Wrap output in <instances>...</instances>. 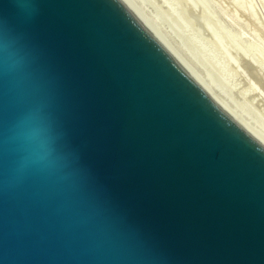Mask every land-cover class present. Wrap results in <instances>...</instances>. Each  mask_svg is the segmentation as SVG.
I'll use <instances>...</instances> for the list:
<instances>
[{"label":"water","instance_id":"water-1","mask_svg":"<svg viewBox=\"0 0 264 264\" xmlns=\"http://www.w3.org/2000/svg\"><path fill=\"white\" fill-rule=\"evenodd\" d=\"M0 264H264V132L137 0H0Z\"/></svg>","mask_w":264,"mask_h":264},{"label":"rangeland","instance_id":"rangeland-1","mask_svg":"<svg viewBox=\"0 0 264 264\" xmlns=\"http://www.w3.org/2000/svg\"><path fill=\"white\" fill-rule=\"evenodd\" d=\"M143 1L138 2L146 8L144 10H147V13L148 9L150 10L149 16L153 12L150 17L153 16L152 19L162 31L166 27L165 32L167 31L169 36L173 34L174 38H169L168 34L163 32L180 51L182 50L181 53L192 61L191 54L197 51L195 55H201L200 59L205 60H200L202 64H197L199 67L195 65L197 61H192V64L195 62L194 67L199 68L197 70L200 73L204 71L201 74L208 82L210 81L215 89L218 88L217 91L222 96L225 92L223 97L228 98L229 102L231 99L230 103L235 105L234 107L238 106L236 109L264 132V0H154L155 3L152 0ZM146 3H151L152 8L154 5V10ZM155 9H160L161 14L158 11L156 15ZM164 18H167V21ZM164 22L165 27H162ZM171 25L175 29H172ZM212 67L217 71L212 70ZM209 68L210 72L217 73L218 77H215V73L210 76Z\"/></svg>","mask_w":264,"mask_h":264},{"label":"bare ground","instance_id":"bare-ground-1","mask_svg":"<svg viewBox=\"0 0 264 264\" xmlns=\"http://www.w3.org/2000/svg\"><path fill=\"white\" fill-rule=\"evenodd\" d=\"M138 1L140 2L141 0H138ZM146 1H147V0H144L143 2H146ZM152 1H154V0H152ZM143 2H142V4H144ZM149 2H151V1H149ZM155 2H156V1H154V3H155ZM151 3H152V2H151ZM151 3H146V4H148V5L151 7L150 9L154 10L155 7H154V5H153V8H152ZM154 3H153V4H154ZM158 4H159V3H158ZM148 5H146V7H147ZM149 6H148V8H149ZM157 6L159 7V5H157ZM144 9H146V8L144 7ZM146 11H147V10H146ZM155 11H157V10L155 9ZM155 11H154V12H155ZM158 11H160V14H161V10L159 9ZM158 11L156 12V15H158ZM149 12H150V10L148 9V14H149ZM151 12H152V11H151ZM152 14H153V12H152ZM152 14H151V15H152ZM160 14H159V15H160ZM151 15H150V16H151ZM162 15H164V11H163V14H162ZM165 15H167V14H165ZM154 16H155V15H154ZM152 17H153V16H152ZM152 17H151V18H152ZM160 17H161V16H160ZM160 17H159V19H160ZM156 18H158V17H156ZM156 18H155V21H157ZM159 19H158V21H159ZM161 19H162V17H161ZM164 19H166V21H167V18H164ZM170 22H171V21H170ZM160 23H161V22H159V24H160ZM168 23H169V22H167V24H168ZM164 24H165V22L162 24V27H165V26H163ZM160 26H161V24H160ZM169 26H170V24H169ZM169 26H168V29L170 28ZM171 26H172V25H171ZM173 26H175V24H174ZM173 26H172V29H175V28H173ZM180 26H181V25H180ZM175 27H176V26H175ZM159 28H160V27H159ZM182 28H183V27H182ZM160 29H161V28H160ZM163 29H164L163 32H164V33H167V31L165 32V29L167 30V28L165 27V28H163ZM184 29H185V28H184ZM169 31H170V29H169ZM178 31H179V30H178ZM171 33H172V32H171ZM173 33H175V31H173ZM178 33H179V32H178ZM167 34H168V37H169V38L173 35V34H172V35L169 36V33H167ZM181 34H182V33H181ZM186 34H187V32H186ZM179 35H180V34H179ZM174 36H175V35H174ZM180 36H181V35H180ZM180 36H179V37H180ZM172 37H173V36H172ZM181 37H182V36H181ZM169 38H168V39H169ZM173 38H174V37H173ZM176 38H177V37H176ZM184 38H186V37H184ZM184 38H183V39H184ZM169 40H172V39H169ZM175 40L177 41V39H175ZM187 40H188V38H187ZM187 40H186V41H187ZM181 41H182V40H181ZM173 42H174V41H173ZM177 42H178V41H177ZM177 42H175V43H177ZM179 42H180V41H179ZM173 44H174V43H173ZM181 44H182V43H181ZM183 45H184V42H183ZM188 45H190V44H188ZM188 45H187V46H188ZM175 46H176V45H175ZM177 46H178V45H177ZM181 47H182V45H180V48H181ZM185 47H186V46H185ZM189 47H190V49H192V46H191V45H190ZM177 48H178V47H177ZM186 48H187V47H186ZM186 48H184V50H186ZM194 49H195V48H194ZM195 50H196V49H195ZM238 51H240V50H238ZM180 52H182V50H181ZM186 52H187V51H186ZM191 52H192V50H191ZM191 52H190V53H191ZM196 52H197V51H196ZM196 52H195V54H196ZM241 52H242V51H241ZM241 52H240V54H242ZM198 53H199V52H198ZM182 54H183V53H182ZM188 54H189V51H188ZM188 54H187V55H188ZM195 54H194V53L191 54V57H192L191 59H192V61H194V60L197 61L196 64H195V62H194L193 64H195L196 67H199L200 65L198 66L197 64L200 63V60L202 59V58L200 59V57H202V56L200 55V56L198 57V55L196 56ZM244 54H245V53H244ZM183 55H185V54H183ZM189 55H190V54H189ZM189 57H190V56H189ZM197 57H198L199 59H198ZM186 58L189 59L188 57H186ZM202 60H205V59H202ZM189 61H190V60H189ZM192 61H190V62H192ZM200 64H202V63H200ZM203 64L205 65V63H203ZM208 64H209V63H208ZM209 65H210V64H209ZM207 66H208V65H207ZM204 67H205V66H204ZM204 67H203L202 69H204ZM209 67H210V66H209ZM212 68H213V67H212ZM196 69H199V68H196ZM202 69H201V70H202ZM205 69H206V68H205ZM207 70H208V68H207ZM212 70H214V68H213ZM202 71H203V70H202ZM214 71H217V70H214ZM203 72H204V71H203ZM203 72H201V73L203 74ZM211 72H212V71H211ZM211 72H210V68H209V72H208V74L210 73V74H209L210 76L213 75V73H215V72H212V74H211ZM209 75H208V76H209ZM214 75H215V77H218L217 73H215ZM214 75H213V76H214ZM216 75H217V76H216ZM203 76H204V75H203ZM208 78H209V77H208ZM212 78H214V77H212ZM209 79H210V78H209ZM217 79H218V78H217ZM210 80H211V79H210ZM218 80H219V79H218ZM218 80H216V81L214 80V82H217ZM209 82H210V81H209ZM218 82H219V81H218ZM210 83H211V82H210ZM223 83H224V82H222V84H223ZM224 84H225V83H224ZM217 85H218V84H217ZM213 86H214V85H213ZM218 86H219V85H218ZM223 87H224V86H223ZM220 88H221V87H219V89H220ZM216 90H218V88H216ZM222 90H223V89H221L220 91L222 92ZM228 91H229V90H228ZM228 93H229V92H228ZM224 94H225V92H224ZM224 94H223V96H224ZM226 95H227V92H226ZM228 97H229V96H228ZM230 97H232V96H230ZM227 99H228V98H227ZM230 102H231V99H230ZM234 103H235V102H234ZM234 103H233V104H234ZM233 106H235V105H233ZM237 107H238V106H236L235 108H237ZM241 109L244 110V108H242V107H241ZM237 110H238V109H237ZM242 110H240V111H242ZM245 112H246V111H245ZM246 113H248V112H246ZM246 113H244V114H246ZM241 114H242V113H241ZM243 116H245V115H243ZM246 116H247V114H246ZM252 116H253V115H252ZM248 117H249V116H248ZM249 121H250V120H249ZM258 122H259V121H258ZM259 128H260V127H259ZM263 130H264V129H263Z\"/></svg>","mask_w":264,"mask_h":264}]
</instances>
